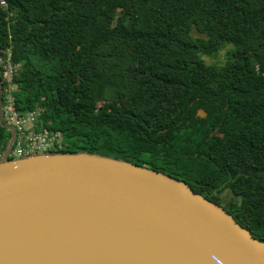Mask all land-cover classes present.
<instances>
[{
	"label": "trees",
	"instance_id": "trees-1",
	"mask_svg": "<svg viewBox=\"0 0 264 264\" xmlns=\"http://www.w3.org/2000/svg\"><path fill=\"white\" fill-rule=\"evenodd\" d=\"M5 1L14 106L43 109L55 151L146 166L219 205L229 190L221 206L264 240V0ZM10 135L0 121V152Z\"/></svg>",
	"mask_w": 264,
	"mask_h": 264
},
{
	"label": "water",
	"instance_id": "water-1",
	"mask_svg": "<svg viewBox=\"0 0 264 264\" xmlns=\"http://www.w3.org/2000/svg\"><path fill=\"white\" fill-rule=\"evenodd\" d=\"M2 91L0 264H264V240L182 179L85 151L8 157Z\"/></svg>",
	"mask_w": 264,
	"mask_h": 264
},
{
	"label": "built area",
	"instance_id": "built-area-1",
	"mask_svg": "<svg viewBox=\"0 0 264 264\" xmlns=\"http://www.w3.org/2000/svg\"><path fill=\"white\" fill-rule=\"evenodd\" d=\"M0 6L5 7L6 1L0 0ZM3 55H0V68L6 87L3 88L4 98L2 100V118L6 124L14 130V137L8 153L10 158H19L41 152H53L62 146V132L39 127V114L42 108L30 111L19 112L14 106L12 92V78L18 70L17 63L12 62L11 50L7 48ZM0 152V157L3 155Z\"/></svg>",
	"mask_w": 264,
	"mask_h": 264
},
{
	"label": "rangeland",
	"instance_id": "rangeland-1",
	"mask_svg": "<svg viewBox=\"0 0 264 264\" xmlns=\"http://www.w3.org/2000/svg\"><path fill=\"white\" fill-rule=\"evenodd\" d=\"M192 34L194 36H201V34H199L196 31H193ZM230 48V45L224 46L216 56L214 57H209V56H204L203 59L206 63L208 64H223L226 61V52L227 49ZM19 65H17L18 67ZM6 87V86H5ZM10 87L14 88V85H10ZM63 141V138H62ZM220 198H221V205L223 204H227V202L232 198V194L229 190H224L223 192L220 193Z\"/></svg>",
	"mask_w": 264,
	"mask_h": 264
},
{
	"label": "flooded vegetation",
	"instance_id": "flooded-vegetation-1",
	"mask_svg": "<svg viewBox=\"0 0 264 264\" xmlns=\"http://www.w3.org/2000/svg\"><path fill=\"white\" fill-rule=\"evenodd\" d=\"M198 109H200V108H198ZM197 114H198V110H197ZM199 115V114H198Z\"/></svg>",
	"mask_w": 264,
	"mask_h": 264
}]
</instances>
